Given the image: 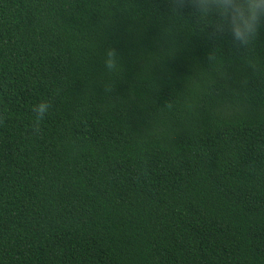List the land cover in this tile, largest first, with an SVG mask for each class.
<instances>
[{
  "label": "trees",
  "instance_id": "trees-1",
  "mask_svg": "<svg viewBox=\"0 0 264 264\" xmlns=\"http://www.w3.org/2000/svg\"><path fill=\"white\" fill-rule=\"evenodd\" d=\"M168 9L0 0V264H264V30Z\"/></svg>",
  "mask_w": 264,
  "mask_h": 264
},
{
  "label": "clouds",
  "instance_id": "clouds-1",
  "mask_svg": "<svg viewBox=\"0 0 264 264\" xmlns=\"http://www.w3.org/2000/svg\"><path fill=\"white\" fill-rule=\"evenodd\" d=\"M168 11L172 17L184 16L199 22L214 41L227 38L232 48L240 52L248 50L264 30V0H169ZM106 67L111 69L114 64ZM50 107L46 101L33 107L37 122Z\"/></svg>",
  "mask_w": 264,
  "mask_h": 264
}]
</instances>
